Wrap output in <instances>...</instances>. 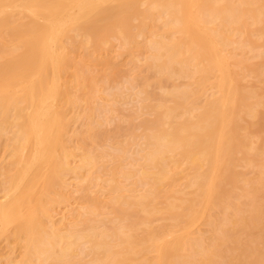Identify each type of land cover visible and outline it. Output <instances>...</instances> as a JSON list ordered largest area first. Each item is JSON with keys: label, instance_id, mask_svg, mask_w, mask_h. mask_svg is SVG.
Masks as SVG:
<instances>
[{"label": "bare ground", "instance_id": "bare-ground-1", "mask_svg": "<svg viewBox=\"0 0 264 264\" xmlns=\"http://www.w3.org/2000/svg\"><path fill=\"white\" fill-rule=\"evenodd\" d=\"M111 38L170 88L103 89ZM263 44L264 0H0V235L20 248L4 264H264V99L241 83ZM132 96L137 131L96 143Z\"/></svg>", "mask_w": 264, "mask_h": 264}, {"label": "rangeland", "instance_id": "rangeland-1", "mask_svg": "<svg viewBox=\"0 0 264 264\" xmlns=\"http://www.w3.org/2000/svg\"><path fill=\"white\" fill-rule=\"evenodd\" d=\"M146 39V35H135L134 40L132 44H134L133 48H137L141 43H143ZM109 45V49L104 52L103 57L104 60H106V63L98 64L95 67V70L104 73L106 75V78L101 81V85L103 89L107 90H115V87H121L123 84H126V79L131 76L136 75H143L147 74L148 82L144 83V88L147 92L150 93H156L159 94L161 90L166 87L171 86L169 82L167 84L162 85V87H159L152 79H151V72H147L145 69L140 70L139 64L140 60L143 57V51L138 52L134 51L131 53H118V47L116 46V41L112 38L107 43ZM264 48V44L262 45ZM133 50V49H132ZM86 50L82 47H76L74 51V56L76 59L81 57L83 54H85ZM252 61L257 62L258 67H263L262 77H245L241 80V83L247 87V89H251L256 93L258 97H261L264 99V66L261 60L258 57H252ZM139 79V80H138ZM185 78H177L175 79V83L182 84L184 82ZM137 82L138 86L141 82V77L137 76ZM170 88V87H169ZM209 94V91H207ZM134 99V96L128 97L124 99V101L121 102H114L112 104V107L114 108L111 112L107 113L106 118L102 120L101 124L98 126L96 131H98L97 136L95 138L96 143H98L101 146H105L106 143L109 140H117L122 139L124 136H126L127 131L129 129H134V131H137V126L139 124V120L141 119L140 116L133 117L131 119V116L134 114V108L136 107V101ZM76 112L74 110H69L68 115H74ZM149 116V115H146ZM103 117V116H101ZM247 120H250L247 118ZM83 119L79 116L71 122V126L69 128L68 134L75 135L78 134V137H85L86 133L84 131L83 126ZM251 130H255L254 133L251 134V138L254 139L257 135L264 136V131H258V125L256 123L250 124ZM6 133H3L0 137V145H2L4 142H6ZM76 139L72 137V140L70 142L71 146H74L76 143ZM91 140L86 138L85 139V145L91 146ZM75 152L79 153V149H75ZM5 152L0 147V161H3L5 159ZM3 159V160H2ZM255 168V165L253 167H247L244 168L242 166L236 167L238 170L245 171V176L250 177L253 175V169ZM67 180L69 182H75L76 179L68 175ZM182 180V178H180ZM72 182V183H73ZM74 185V183H73ZM75 186H71V191L69 193V204H76L78 206L85 204L86 201L83 200L82 194L83 190L81 188L75 189ZM1 191H0V198H1ZM64 208H57V212L54 214V217H59L61 210ZM60 212V213H59ZM157 221L155 220L154 223ZM197 231L196 233H202L205 234L208 231V224L205 222H199L197 225ZM9 229H7L6 234L9 233ZM20 253V248L14 245L13 241H9L4 235H0V264H4L5 257L6 256H12L14 260L18 259Z\"/></svg>", "mask_w": 264, "mask_h": 264}]
</instances>
